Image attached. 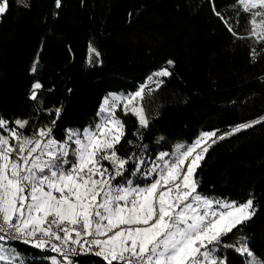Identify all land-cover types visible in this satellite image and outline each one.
<instances>
[{
	"label": "trees",
	"instance_id": "16d2710c",
	"mask_svg": "<svg viewBox=\"0 0 264 264\" xmlns=\"http://www.w3.org/2000/svg\"><path fill=\"white\" fill-rule=\"evenodd\" d=\"M25 2L30 7L10 0L11 9L0 20V117L28 119L30 134L51 124L54 117L45 109L61 107L54 135L63 140L67 129L97 123L104 97L144 85L150 128H140L137 118L124 115L121 107L116 114L133 141L121 154L136 152L150 163L160 152L192 144L202 132L216 131L218 137L240 124L262 121L223 140L213 137L214 144L209 140L196 171L198 192L210 198L240 203L253 198L256 214L237 238L245 237L264 258V55L255 61L249 55L250 48L259 52L261 45L234 38L209 0H61L60 9L55 0ZM233 3L215 0L230 23L237 19ZM240 24L237 31L244 35L246 16ZM90 45L101 53L99 58L92 54L90 59ZM165 67L170 76L146 85L150 75ZM36 80L44 85L42 104L29 98ZM159 81L163 83L155 88ZM9 244L26 264H51L49 254ZM222 252L229 264H244L237 253Z\"/></svg>",
	"mask_w": 264,
	"mask_h": 264
},
{
	"label": "snow or ice",
	"instance_id": "6c2138e0",
	"mask_svg": "<svg viewBox=\"0 0 264 264\" xmlns=\"http://www.w3.org/2000/svg\"><path fill=\"white\" fill-rule=\"evenodd\" d=\"M16 2L30 7L25 0ZM209 2L234 38L261 45L259 52L250 48L254 61L264 55V0H234L233 23L217 10L215 0ZM55 7H62L61 0H55ZM10 9V0H0V20ZM242 15L247 17L244 35L237 31ZM88 51L90 59L101 56L91 45ZM38 67L34 63L31 72ZM171 74L165 67L148 80ZM43 88L36 80L29 98L42 104ZM143 101V88L123 98L110 93L98 109L99 122L67 129L63 140L54 135L61 107L45 109L54 117L51 124L30 134L28 119L0 117V261L24 264L18 253L5 248L15 240L58 254L50 257L51 264H95L93 256L105 264H229L222 249L237 253L244 264H264L245 237L237 238L256 214L253 198L240 203L198 192L196 170L211 146L206 142L216 143V131L202 132L171 154L160 152L151 163L136 152L121 154L133 141L127 139L117 109L122 106L124 115L131 113L147 130L150 120ZM261 122L240 124L217 139ZM233 238L236 242L230 243Z\"/></svg>",
	"mask_w": 264,
	"mask_h": 264
},
{
	"label": "rangeland",
	"instance_id": "374dc122",
	"mask_svg": "<svg viewBox=\"0 0 264 264\" xmlns=\"http://www.w3.org/2000/svg\"><path fill=\"white\" fill-rule=\"evenodd\" d=\"M157 71H159V70H157ZM157 71H155V72H157ZM154 72V73H155ZM153 78H156V77H153ZM160 78H162V77H160ZM148 78H147V80H146V85L148 84ZM160 82V81H159ZM159 82H157V83H159ZM157 83H156V85H157ZM145 85V86H146ZM156 85H155V88H157L156 87ZM141 88H143L144 89V85H141L136 91H138V90H140ZM135 91V92H136ZM135 92H132V93H122V92H119V93H114V94H116L117 96H119V97H121V98H123V97H126V96H129V95H131V94H133V93H135ZM121 108H122V106H121ZM97 118H98V116H97ZM137 118V117H136ZM138 120V119H137ZM97 122H99V118H98V120H97ZM206 143H208V141L206 142ZM204 145L202 144L201 145V147H203ZM200 151V149L198 148L197 149V152H199ZM171 154V153H170ZM158 162V161H157ZM188 162H186V164H187ZM236 239V238H235ZM230 242V241H229ZM235 242H236V240H235ZM234 242V243H235ZM230 243H233V242H230ZM26 246H28V247H30V248H34V247H32L31 245H26ZM5 248L6 249H13L14 251H15V253H17V251H16V249H15V247H13L12 245H10L9 244V242L8 243H6L5 244ZM34 249H36V248H34ZM36 250H39V251H42L43 252V250H41V249H36ZM19 257L21 258V256L19 255ZM50 257L51 256H48L47 257V260H49L50 261ZM22 259V258H21ZM50 263H51V261H50ZM0 264H7V262H5V261H0ZM24 264H26V263H24Z\"/></svg>",
	"mask_w": 264,
	"mask_h": 264
},
{
	"label": "built area",
	"instance_id": "2783aa9c",
	"mask_svg": "<svg viewBox=\"0 0 264 264\" xmlns=\"http://www.w3.org/2000/svg\"><path fill=\"white\" fill-rule=\"evenodd\" d=\"M9 243H17V244H24L23 242H21V241H10ZM43 252L44 253H46V254H49V255H51V256H53V255H58V254H56V253H54V252H51L50 250H43ZM94 257V256H93ZM58 258H59V256H58ZM95 258H97V257H95Z\"/></svg>",
	"mask_w": 264,
	"mask_h": 264
}]
</instances>
